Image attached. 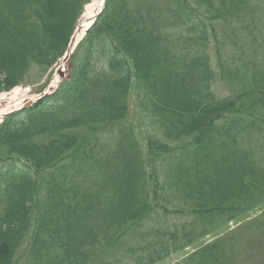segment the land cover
<instances>
[{
	"label": "trees",
	"instance_id": "16d2710c",
	"mask_svg": "<svg viewBox=\"0 0 264 264\" xmlns=\"http://www.w3.org/2000/svg\"><path fill=\"white\" fill-rule=\"evenodd\" d=\"M91 1L0 0V94ZM69 63L0 124V264H264V0H105Z\"/></svg>",
	"mask_w": 264,
	"mask_h": 264
},
{
	"label": "bare ground",
	"instance_id": "6f19581e",
	"mask_svg": "<svg viewBox=\"0 0 264 264\" xmlns=\"http://www.w3.org/2000/svg\"><path fill=\"white\" fill-rule=\"evenodd\" d=\"M103 0H92L89 4H87L84 8V11L78 21L76 30L73 34V44L70 51L74 50L77 44L83 39L87 29L89 28L91 22L94 17L98 15L102 8ZM67 61L61 60L59 62L58 67L56 68L50 82L48 85V89L54 90L59 84L60 80L66 74ZM36 98L35 95H27V92L20 88L13 89L8 94L0 95V120L7 113L12 112L14 110L19 109L25 103H28Z\"/></svg>",
	"mask_w": 264,
	"mask_h": 264
},
{
	"label": "rangeland",
	"instance_id": "374dc122",
	"mask_svg": "<svg viewBox=\"0 0 264 264\" xmlns=\"http://www.w3.org/2000/svg\"><path fill=\"white\" fill-rule=\"evenodd\" d=\"M78 24V23H77ZM79 45V44H78ZM77 45V46H78ZM77 46L74 48V50H72V53L71 55L73 54V52L75 51V49L77 48ZM60 62V61H59ZM59 62H57L50 70L49 74H45L42 78L40 79H36V81L32 84V85H29V86H25V87H18L20 89H23L27 92V95L30 96V95H33L35 93H41L42 90L44 89V87L46 85L49 84L56 68L58 67L59 65ZM70 64H68L67 68H66V74H65V77L63 78L64 80H67L68 77L70 76L71 72H72V69H70ZM12 91V90H11ZM10 91V92H11ZM217 91L218 93H220L221 95L223 96H227L228 95V91L221 85V84H217ZM8 92V93H10ZM8 93H5V94H8ZM1 94H4V93H1ZM0 94V95H1ZM129 107H130V111H131V118H132V121L134 123H137V118L135 117L134 115V106H133V103L132 101H130L129 103ZM192 248H189V249H185L183 252H179L177 253L176 255H173L171 256L169 259L165 260L164 262H162L161 264H174L176 263L177 261H179L183 256H185L186 254H188L189 252H191Z\"/></svg>",
	"mask_w": 264,
	"mask_h": 264
},
{
	"label": "water",
	"instance_id": "95a60500",
	"mask_svg": "<svg viewBox=\"0 0 264 264\" xmlns=\"http://www.w3.org/2000/svg\"><path fill=\"white\" fill-rule=\"evenodd\" d=\"M104 1H105V0H103L102 8H101L100 12L98 13V15H96V16L94 17L93 21L91 22V25L96 21V19L98 18L99 14L102 12L103 5H104ZM86 32H87V31H86ZM72 44H73V36H72V38H71V40H70V42H69V44H68V47H67L66 53H65L64 58H63L64 60H68V58L70 57V55H71V53H72V52L70 51V49H71V47H72ZM45 95H46V93H43V94H42L40 97H38V98H41V97H43V96H45ZM38 98H37V99H38ZM35 100H36V99H34V100H32V101H30V102H28V103H25L21 108H19V109L16 110V111L9 112L8 114H6L4 117L1 118L0 122H1L2 120H4L5 118H7L8 116L12 115L13 113H15V112H17V111H20V110H22V109H24V108H27L28 106L32 105V104L35 102Z\"/></svg>",
	"mask_w": 264,
	"mask_h": 264
}]
</instances>
